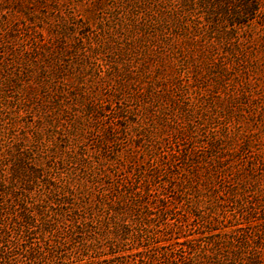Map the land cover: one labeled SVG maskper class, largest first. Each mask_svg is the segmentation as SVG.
<instances>
[{"label":"rangeland","instance_id":"374dc122","mask_svg":"<svg viewBox=\"0 0 264 264\" xmlns=\"http://www.w3.org/2000/svg\"><path fill=\"white\" fill-rule=\"evenodd\" d=\"M120 1L0 0V154L30 142L39 101L78 125L44 163L57 187L39 178L20 195L29 219L0 190V264H264V0L224 15L241 23L175 5L168 39L146 27L127 52L118 26L156 11L131 19ZM47 56L62 69L58 107L38 88ZM69 176L79 183L60 190Z\"/></svg>","mask_w":264,"mask_h":264},{"label":"trees","instance_id":"16d2710c","mask_svg":"<svg viewBox=\"0 0 264 264\" xmlns=\"http://www.w3.org/2000/svg\"><path fill=\"white\" fill-rule=\"evenodd\" d=\"M120 2H122L120 3L121 6L128 10V15L131 17V19L133 15V9L135 7H143L146 10L147 7H149V5L151 4V6L155 7L156 11V15H152L153 19L147 25L145 23L141 24L139 22L135 23V21H130L125 22L126 24L122 23L118 26L120 27V29H123L127 40L125 44L128 45V48H126V52L127 50H132V45L134 46L136 42V39L131 40L130 35L133 32L138 33L142 30L145 31L146 27H152V31H156L155 33L159 35L161 40L168 39L167 29H169V27L171 28L172 19L178 20L181 18L177 11L178 9H173L175 5H177L179 8L181 7L187 10H193L197 8L208 10L209 7H211L213 13H219V15L223 16L221 17V19H226L225 23H232L233 21L237 22L239 20H235L236 18H226L228 16L224 17V15H228L229 11L234 13L235 15L247 14L253 16V14L259 10L261 3L259 0H238L237 2H234L235 4H233L231 9L229 10L226 6V0H122ZM219 18L218 20L221 21V19ZM224 19H222V21H224ZM213 23H215V21ZM207 32L208 36L212 37L211 30ZM225 32V35H230L229 31ZM223 34V31L219 33L220 36H222ZM157 55L161 58V54ZM121 58H124L123 54L121 55ZM55 61L56 60L54 59V56H47L46 62L48 64L45 66H40V69L38 68V72L36 75L37 81L39 83L38 88H49V90L54 93L52 101L49 104L53 105V107H58L61 105L62 97L64 95V88L63 86L55 83V79L59 78V75L62 72L61 66L56 65ZM124 65L128 67L129 60H127ZM85 69L86 68L84 67L82 68L83 72ZM79 73H81L80 69ZM79 73L75 76V79L77 80L81 79ZM11 81H13V79H11ZM32 88L34 89L35 87ZM1 93L2 92L0 89V94ZM74 96L77 97L76 95ZM78 99L79 98L77 97L76 100ZM46 105L47 103H42V101H39L38 103L39 108H44V112L43 114L38 116L37 125L39 126L37 129L33 130L30 137V142L27 143L24 141V139H22L16 141L14 144L6 143L5 150L2 154H0V190L16 198V202L19 205V208H21L18 213V216L21 219H29L27 210L30 206V203L21 196H27L26 191L30 190L32 185L36 183L39 178L43 180L44 184L48 186V188H50L49 186H53L55 188L57 187L55 177L45 175L46 171L44 168V163H46L48 157L53 156L57 154L59 150H62V143L68 144V142L71 141V134L78 126L74 122H70V124L68 125L60 124L59 121L54 120V114L50 110L46 109ZM48 127L49 129H47ZM65 152L77 158L82 164L87 165L86 163H88V159L80 153L72 154V151L70 150H66ZM8 161L9 163H7ZM89 173L91 177L94 176L91 170H89ZM77 183H79V181L76 182L73 176H69V178H67L64 183L59 185L58 188H60V190L62 191L71 192L73 186H77ZM47 199H50V196L48 194L40 201ZM40 201L36 202V208H39L41 206ZM259 224H263V222ZM122 225L123 224L115 226V229H117V231H124V225ZM206 255L208 256L210 254ZM230 256L233 260L243 258V250L232 251ZM212 259L214 260H212L210 264H223V262L218 258L212 257ZM245 263L259 264L256 254L252 253L251 256L245 258Z\"/></svg>","mask_w":264,"mask_h":264}]
</instances>
